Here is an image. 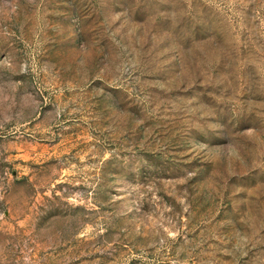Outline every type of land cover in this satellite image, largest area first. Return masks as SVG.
<instances>
[{"label":"rangeland","instance_id":"374dc122","mask_svg":"<svg viewBox=\"0 0 264 264\" xmlns=\"http://www.w3.org/2000/svg\"><path fill=\"white\" fill-rule=\"evenodd\" d=\"M0 264H264V0H0Z\"/></svg>","mask_w":264,"mask_h":264}]
</instances>
